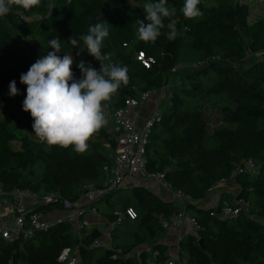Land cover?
Here are the masks:
<instances>
[{"label":"trees","instance_id":"trees-1","mask_svg":"<svg viewBox=\"0 0 264 264\" xmlns=\"http://www.w3.org/2000/svg\"><path fill=\"white\" fill-rule=\"evenodd\" d=\"M147 2L155 0H139L141 5ZM183 4L167 0L180 35L167 39L165 27L155 42L139 39L137 20L144 19L145 12L130 0H41L27 11L13 5L0 17V188L36 193L39 201L28 211L49 213L60 208L61 200L40 201L44 196L57 192L78 201L88 184L106 180L117 134L104 126L82 153L74 146L40 141L32 129L33 117L23 110L27 85L20 76L52 50L49 40L56 37L61 44L58 55L70 52L73 57L76 79L82 76L80 61L99 69L100 62L87 49H78L84 47L79 37L91 25L109 23L101 51L127 66L129 83L106 102L118 108L129 97L170 84L167 105L152 123L147 170L162 172L172 190L189 197L186 209L198 229L179 241L185 264H264V16L249 22L247 1L201 0L203 15L187 19ZM168 22L165 18V25ZM72 36L78 40L76 47L69 43ZM140 52L155 62L146 66L138 59ZM12 80L19 89L14 97L9 95ZM249 159L261 165L258 174H238L235 194H223L217 206H203L212 188ZM226 198L246 200L248 211L213 216ZM93 206L112 224L106 246L87 247L103 237L97 225L84 229L79 238L71 223L56 221L29 238L0 235V264H59L63 249L78 244L80 264H151L152 258L166 264L172 258L160 217L181 209L179 201L165 200L147 185L133 182ZM129 208L135 218L128 215ZM138 247L142 249L135 253Z\"/></svg>","mask_w":264,"mask_h":264},{"label":"clouds","instance_id":"clouds-1","mask_svg":"<svg viewBox=\"0 0 264 264\" xmlns=\"http://www.w3.org/2000/svg\"><path fill=\"white\" fill-rule=\"evenodd\" d=\"M41 0H0V17L11 11L13 5L24 10L38 6ZM133 7H142L145 18L137 20L140 40L155 42L167 27V39L175 40L177 30L175 11L167 7V0H155L142 5L139 0H130ZM201 0H184L181 12L187 19L203 15L198 5ZM165 18L170 22L166 25ZM109 23H96L88 27L87 34L79 37L88 52L100 62L96 69L80 61L78 67L82 76L74 77L73 57L70 52H61L60 38L49 40L52 50L30 66L20 76V82L27 85L23 110L33 117V132L36 137L49 145L64 148L74 146L77 152L88 148L89 139L103 128L108 120L104 102L110 100L121 85L129 83L128 68L111 60L110 54H102V42L109 35ZM69 43L76 47L78 40L73 36ZM9 95L16 96L19 89L15 80L9 84Z\"/></svg>","mask_w":264,"mask_h":264},{"label":"built area","instance_id":"built-area-1","mask_svg":"<svg viewBox=\"0 0 264 264\" xmlns=\"http://www.w3.org/2000/svg\"><path fill=\"white\" fill-rule=\"evenodd\" d=\"M138 59L146 66L155 62L154 58H147L143 52H140ZM183 66L180 64L173 68L175 72ZM170 84L159 89L140 92L138 96L129 97L125 104L118 108H112L108 102H104L105 115L108 121L114 123L117 134L116 147L111 150L112 166L107 168L106 180L101 185L90 183L86 186L85 194L78 201L64 199L57 192L44 196L40 201H51L54 199L61 200V206L52 212L45 213L35 211L30 213L28 208L36 204L39 198L36 193L30 190L14 189L6 192L0 188V235L6 239L18 237L29 238L33 232L38 230H47L51 224L56 221H66L72 224L75 235L79 238L82 236L84 229L92 230L96 223L83 221L84 214L99 215V212L93 202L99 200L121 186L133 183L135 180H153L163 188L172 190L166 182L162 172H149L147 170V144L151 135L152 123L161 115V104L169 99ZM155 94V95H154ZM154 99V100H153ZM155 102V110L147 117L143 118L141 108L149 101ZM40 140V139H39ZM41 141V140H40ZM261 165L253 159L246 160L241 164L235 173L229 178H223L213 188H218L230 180H236L238 174L253 175L259 172ZM212 188V189H213ZM176 198L182 205V208L173 212L168 217H160V222L168 231L178 229V246L179 241L190 233L197 232L198 223L196 218L187 211L185 201L189 197H184L181 193H176ZM30 201L29 205L24 202ZM248 202L244 199H236L233 202H224L223 205L214 209L211 214L219 218L238 215L243 211H248ZM131 218L137 216L133 208L127 210ZM111 232H106V237L110 238ZM102 238L95 239L87 247L94 249L100 246H106ZM80 244L67 247L61 252L58 261L59 264H80L79 257ZM179 254L169 259L166 264H185L186 258ZM151 264H163L152 258Z\"/></svg>","mask_w":264,"mask_h":264},{"label":"rangeland","instance_id":"rangeland-1","mask_svg":"<svg viewBox=\"0 0 264 264\" xmlns=\"http://www.w3.org/2000/svg\"><path fill=\"white\" fill-rule=\"evenodd\" d=\"M232 1L235 2L236 0H232ZM241 1H247V2L250 3L251 15L249 17V22H253L254 20L264 16V0H241ZM38 58H41V57H38ZM167 102H168V100L163 101V103L160 106L161 110L165 109V107L167 105ZM146 107L147 108L144 109V110H143V107H142L143 115L145 116L147 114L148 116H150L153 113V111L155 110V102L154 101H150V103H148ZM0 116H1V113H0ZM105 126H106V128L109 131H111V132L115 131L114 123L108 121V123ZM13 145L14 146H18L19 143L15 141V142H13ZM256 174H258V172H256L255 174H253L251 176H254ZM146 184H147V186H150V184L148 182H146ZM207 196L210 197V198L213 197L212 195H207ZM169 198H171L169 200H173V201H178L179 200L176 197L172 198L170 196ZM167 200H168V198H167ZM91 218H92L91 215L84 214L83 221L84 222H88V221L90 222ZM96 221L97 222H95V223H96L97 227H99L104 233L102 239L105 242L109 243L108 238L106 237L105 234L111 228L112 224L109 222V220L107 219V217L104 215V213L101 210L99 211V215H97V220ZM178 233H179V230L171 229V230L168 231L167 237L165 239L166 243L169 245V254L172 257H176L179 254ZM145 247L146 246H143V248H145ZM141 249H142L141 247H138L136 249L135 253H138Z\"/></svg>","mask_w":264,"mask_h":264},{"label":"crops","instance_id":"crops-1","mask_svg":"<svg viewBox=\"0 0 264 264\" xmlns=\"http://www.w3.org/2000/svg\"><path fill=\"white\" fill-rule=\"evenodd\" d=\"M154 100V99H153ZM151 100V101H153ZM150 103L147 102L144 106H143V110L146 109L147 107V104ZM141 113L143 115V112H142V108H141ZM149 117L147 114L144 116L143 115V118H147ZM145 181V182H144ZM135 183H143L145 185L146 182H148L150 184V186H148L149 188L153 189L155 192L159 193L165 200H168L171 199L169 198L170 196L172 198L176 197V191L174 190H168L166 188H163L162 186H160L159 184H157V182L155 181H151V180H135L134 181ZM238 190V184H237V181L236 180H230L229 182H227L226 184H220L218 186V188H213L211 190V192H209L208 195H212L210 197L206 196L203 200H202V205L205 206V207H211V206H217L220 202V198L223 194H227V196H229L230 194H235ZM169 196V197H168ZM231 199H228L226 198V200L224 202H229ZM25 205H29L30 204V201H26L24 202ZM91 219H90V223H95L97 222V216H94V215H91ZM175 230H178V229H175Z\"/></svg>","mask_w":264,"mask_h":264},{"label":"water","instance_id":"water-1","mask_svg":"<svg viewBox=\"0 0 264 264\" xmlns=\"http://www.w3.org/2000/svg\"><path fill=\"white\" fill-rule=\"evenodd\" d=\"M200 244L202 245V240H199Z\"/></svg>","mask_w":264,"mask_h":264}]
</instances>
